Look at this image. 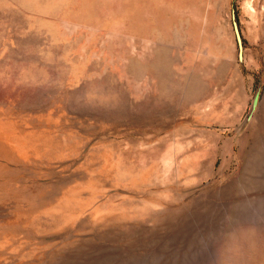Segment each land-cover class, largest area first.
<instances>
[{
	"label": "rangeland",
	"instance_id": "1",
	"mask_svg": "<svg viewBox=\"0 0 264 264\" xmlns=\"http://www.w3.org/2000/svg\"><path fill=\"white\" fill-rule=\"evenodd\" d=\"M0 264H264V0H0Z\"/></svg>",
	"mask_w": 264,
	"mask_h": 264
}]
</instances>
